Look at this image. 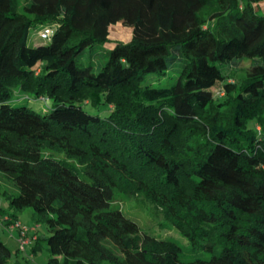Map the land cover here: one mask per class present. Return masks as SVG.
Returning <instances> with one entry per match:
<instances>
[{"label": "trees", "instance_id": "16d2710c", "mask_svg": "<svg viewBox=\"0 0 264 264\" xmlns=\"http://www.w3.org/2000/svg\"><path fill=\"white\" fill-rule=\"evenodd\" d=\"M262 4L0 0V172L18 188L6 196L14 213L0 206V223L12 229L16 212L32 208L28 258L43 240L46 264H264ZM118 23L131 39L107 49ZM37 27L48 42L29 46ZM96 48L103 61L80 62ZM242 58L255 63L230 82L233 67L219 66ZM168 72V86L146 82ZM21 94L52 106L13 105ZM116 192L143 195L206 256L183 262L174 240L141 234L111 208ZM12 255L0 239V264ZM27 256L14 264H30Z\"/></svg>", "mask_w": 264, "mask_h": 264}, {"label": "rangeland", "instance_id": "374dc122", "mask_svg": "<svg viewBox=\"0 0 264 264\" xmlns=\"http://www.w3.org/2000/svg\"><path fill=\"white\" fill-rule=\"evenodd\" d=\"M261 11L264 13V4L261 5ZM41 28H32L29 31L28 35V45L36 46L38 44H46L48 41L41 40L38 37V33L41 36ZM39 31V32H38ZM132 31L130 28L123 26L118 23L110 28L109 39L111 42L107 43L105 47L108 49L111 47L112 42H129L131 39ZM103 51L101 49H86L84 50L83 56L79 59L81 63L87 64L93 58L99 59L100 61L104 60ZM252 60L248 58H242L236 64L232 65L227 63L219 66L220 69L227 73L229 67H233L234 71L230 74V82H236L241 77H245L249 74L250 68L252 65ZM255 63V62H253ZM94 72H97V67L94 64ZM175 80V74L173 72H168L165 76L159 78L155 75H151L146 79V82L152 86H168L172 84ZM20 99H17V96H13L11 102L13 105H24L36 112H46L51 108L52 102L50 100L40 101L36 100L30 96L21 94ZM84 110L91 114H100L106 116L108 111L103 106L98 107H89L84 106ZM52 156L56 159L65 158L63 154L51 153ZM79 177L88 181L87 176L79 172ZM0 206L4 209L6 214H13L14 211L9 208L7 202V195H15L18 193V188L12 180H10L4 173L0 172ZM5 193V194H4ZM111 208L120 210L127 218L134 221L141 234L150 235L156 238H167L174 240L181 248L180 259L183 262L190 261L195 257H204L205 253L201 251L193 252L189 248L187 241L173 228L169 227L168 224L163 223L159 210L156 205L150 203L144 199L143 195L129 197L123 194L116 192L114 194L113 201L111 203ZM17 218L21 224L26 227L33 228L36 224L33 220V210L32 208H24L21 211L16 212ZM38 235L42 238L47 237L49 234L44 225H39ZM32 238L31 234L29 235ZM18 231L14 228L9 229L0 223V239L3 241L7 247L12 251L13 255L10 259L9 264H14L16 260L23 261V259L29 253V248H26V254L24 252H18L17 255L14 253L19 249L18 243ZM42 249L37 252L34 258H28L30 264H46L49 257L47 248L44 244V241L41 240ZM30 254V253H29Z\"/></svg>", "mask_w": 264, "mask_h": 264}, {"label": "built area", "instance_id": "2783aa9c", "mask_svg": "<svg viewBox=\"0 0 264 264\" xmlns=\"http://www.w3.org/2000/svg\"><path fill=\"white\" fill-rule=\"evenodd\" d=\"M49 31L44 30L41 33V37L45 38L48 35ZM14 229H19V238H18V243H19V250L25 251V249L31 244L32 241L36 239L35 236H32V238L29 237V235L34 231L33 228H29L21 224L20 222H17L13 225Z\"/></svg>", "mask_w": 264, "mask_h": 264}, {"label": "crops", "instance_id": "0c3cea01", "mask_svg": "<svg viewBox=\"0 0 264 264\" xmlns=\"http://www.w3.org/2000/svg\"><path fill=\"white\" fill-rule=\"evenodd\" d=\"M1 220H3V218H0V222H1ZM29 254V253H28ZM29 258H34V256L32 257V256H30Z\"/></svg>", "mask_w": 264, "mask_h": 264}]
</instances>
